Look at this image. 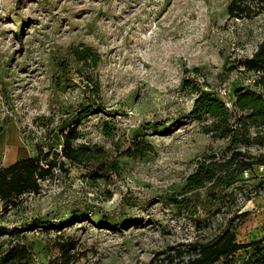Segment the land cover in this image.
I'll return each instance as SVG.
<instances>
[{"label":"rangeland","instance_id":"1","mask_svg":"<svg viewBox=\"0 0 264 264\" xmlns=\"http://www.w3.org/2000/svg\"><path fill=\"white\" fill-rule=\"evenodd\" d=\"M233 1L0 0V169L41 150L60 154L62 133L87 104L98 112L79 125L76 143L105 150L82 164L64 160L41 180L40 193L23 194L14 207L0 202V226L49 221L4 236L30 248L31 264L60 258L57 243L67 238L76 242L72 264H177L193 255L190 245L216 238L232 219L239 242L261 239L245 238L257 210L242 215L247 196L264 195L258 166L217 200L204 190L181 194L199 159L227 145L190 116L195 94L184 80L234 110L235 89L255 78L237 66L264 39L261 0H236L247 7L239 17L229 14ZM84 46L99 56L96 64L78 60ZM136 136L153 151L126 153ZM246 149L264 154V146Z\"/></svg>","mask_w":264,"mask_h":264},{"label":"trees","instance_id":"2","mask_svg":"<svg viewBox=\"0 0 264 264\" xmlns=\"http://www.w3.org/2000/svg\"><path fill=\"white\" fill-rule=\"evenodd\" d=\"M246 9V5H241V2L235 0L228 10L230 15L239 17ZM261 12H264V0H261L256 13ZM75 55L85 65L91 61L96 64L99 60V56L90 46L76 50ZM237 68L253 72L255 78L252 86L235 89L232 101L234 110L213 91L203 89L188 78L183 82V88L195 94L190 116L197 121L205 134L213 139L225 140L227 145L219 151L207 152L199 159L195 169L186 176L181 194L204 190L208 199L217 200L222 197L224 191L235 187L245 176L255 171L256 166L264 170V154L254 155L246 149L252 144L264 146V39L252 56L241 60ZM198 70L194 68L192 71ZM97 112V107L92 104L84 105L78 110L74 123L62 133L63 145L60 154L55 153L51 157V153L41 150L37 156L20 158L0 169V202L4 209L16 206L25 193H40L41 180L53 175L56 167L64 168L65 161L82 164L105 156V150L102 148L76 143L81 134L79 125ZM107 134L111 132L107 131ZM153 149L150 141L136 136L126 153L143 157ZM109 167L118 169L116 161H112ZM91 174L92 177L99 176L97 171ZM260 184L264 185L263 180H260L258 186ZM251 199L252 197L247 196V200ZM169 200L176 206H182L183 200L178 199L177 195H170ZM247 212L242 215L246 216ZM232 221L233 219L230 220L229 226L211 241L190 245L193 255L187 261L177 264H264V238L248 243L239 242ZM49 225V221L36 219L28 227L10 229L0 226V264H31L30 248L20 241H7L5 235H20L23 231ZM7 244H10L8 248ZM57 246L61 256L48 264H72L75 257L72 250L76 248V242L69 238L62 239ZM242 251L244 257H240ZM184 252L179 251L178 254L182 256Z\"/></svg>","mask_w":264,"mask_h":264},{"label":"crops","instance_id":"3","mask_svg":"<svg viewBox=\"0 0 264 264\" xmlns=\"http://www.w3.org/2000/svg\"><path fill=\"white\" fill-rule=\"evenodd\" d=\"M252 207L255 208L257 210V213L259 214H257L258 220L252 223L254 225L253 228H251V225H249L251 224L250 220L246 222V225H249L246 228L249 229V234L245 235V238H248L247 240H249V237H253L255 235L258 236L256 238H264V228L262 227V225H264V195H260L256 198L251 199L249 204L245 206L244 212H249ZM256 226H258V229H255Z\"/></svg>","mask_w":264,"mask_h":264},{"label":"built area","instance_id":"4","mask_svg":"<svg viewBox=\"0 0 264 264\" xmlns=\"http://www.w3.org/2000/svg\"><path fill=\"white\" fill-rule=\"evenodd\" d=\"M220 93H221V95H223L224 97H228V98H230V96L228 95V93H226V90H225V89L221 90ZM255 194H256V193H255ZM249 201H250V200H249Z\"/></svg>","mask_w":264,"mask_h":264}]
</instances>
